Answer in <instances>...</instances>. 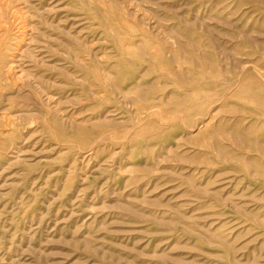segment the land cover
I'll return each mask as SVG.
<instances>
[{"label": "rangeland", "instance_id": "1", "mask_svg": "<svg viewBox=\"0 0 264 264\" xmlns=\"http://www.w3.org/2000/svg\"><path fill=\"white\" fill-rule=\"evenodd\" d=\"M0 264H264V0H0Z\"/></svg>", "mask_w": 264, "mask_h": 264}]
</instances>
